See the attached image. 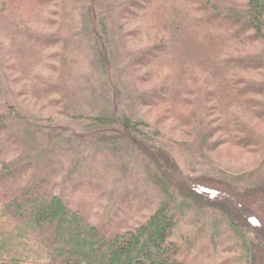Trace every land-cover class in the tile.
Returning a JSON list of instances; mask_svg holds the SVG:
<instances>
[{"label":"trees","instance_id":"obj_1","mask_svg":"<svg viewBox=\"0 0 264 264\" xmlns=\"http://www.w3.org/2000/svg\"><path fill=\"white\" fill-rule=\"evenodd\" d=\"M52 1L0 0V27L10 38L0 56V84L1 77L22 81L27 97L60 106L75 120L85 115L100 126L98 133L112 130L141 145L149 122L135 112L86 114L80 90L69 85L61 68L55 76L41 71L49 67L45 51L60 39L35 32L30 23ZM95 4L100 8L93 13L97 24L129 23L124 41L147 38L144 48L125 57L130 99L157 108L156 122L165 118L185 129L191 153L204 159L222 145L264 148V132L257 127L264 125V75L253 76L264 70V0H91L89 9ZM10 11L15 12L11 24ZM101 54L106 59L105 49ZM37 122L0 100V264H189L198 237L182 241L179 227L191 212L190 202L159 180L162 197L143 219L130 221L142 210L141 203L133 210L130 195L124 197L127 210L95 218L92 208L72 195L82 183L73 190L66 186L55 140ZM257 171L246 172L254 184L260 183ZM217 188L226 192L224 199L208 203L244 201L239 189ZM223 216L208 220L205 240L196 249L202 253L231 238L249 261L252 247L246 236L258 238L259 224L242 211L243 226Z\"/></svg>","mask_w":264,"mask_h":264},{"label":"rangeland","instance_id":"obj_2","mask_svg":"<svg viewBox=\"0 0 264 264\" xmlns=\"http://www.w3.org/2000/svg\"><path fill=\"white\" fill-rule=\"evenodd\" d=\"M105 2L102 0V3ZM90 3L91 0L52 1L39 18L30 23L35 32L60 39L45 51L44 59L49 67L43 66L41 71L55 76L59 75L61 68L60 73L67 76L69 85L80 90L81 110L86 114L91 111L111 114L115 110L120 114L135 112L140 119L149 122L148 137L141 140V145L114 134L112 130L98 133L100 126L91 123L85 115L75 120L63 114L60 106L27 97L22 81L10 82L1 77L0 100L14 104L30 116L32 122L38 120L39 126L55 140V156L61 161L60 172L66 176V186L71 188L82 183L79 186L81 190L77 189L72 195L92 208L95 218L111 215L118 208L127 210L124 197L130 195L129 198H134L133 210L138 203L142 204L136 220L130 221L143 219L162 197L156 183L160 180L178 199L191 203V212L186 214L179 227L182 241L198 237L197 247L190 252L189 264H264V148L227 149L222 145L217 151L207 152L204 159L191 153L190 137L185 129L165 118L156 122L157 108L141 107L130 99L132 78L129 74L128 77L125 75L128 71L125 57L144 48L147 38L130 37L124 41L125 31L131 25L97 24L93 13L100 8L95 4L91 10ZM13 13H8L10 24ZM2 27L0 56L6 51L4 46L8 47L10 42ZM104 49L106 59L101 54ZM64 55L68 58L63 59ZM67 61L66 66L64 62ZM261 75H264V70L253 76L259 79ZM262 125H257L260 134L264 132ZM153 130H158V134L155 135ZM256 169L260 183L254 184L251 176L247 178L246 172ZM69 173L72 174L68 177ZM227 181H231L230 185L226 184ZM95 183L96 189L92 187ZM217 187L230 191L233 187L239 189L245 202L241 200L233 206L229 202L224 206L208 203L206 200L209 199H224L222 197L226 192ZM237 210L244 212V216H251L259 224L255 229L258 238L254 239L252 233L246 236L252 247L249 261L244 262L240 244L235 245V240L231 238H224V242L216 248L200 253L197 249L205 240L208 220L212 216L229 215L236 225L243 226ZM197 232L200 234L196 235Z\"/></svg>","mask_w":264,"mask_h":264}]
</instances>
